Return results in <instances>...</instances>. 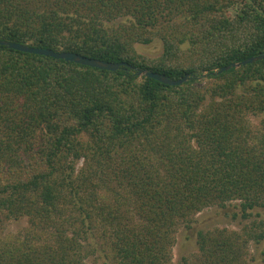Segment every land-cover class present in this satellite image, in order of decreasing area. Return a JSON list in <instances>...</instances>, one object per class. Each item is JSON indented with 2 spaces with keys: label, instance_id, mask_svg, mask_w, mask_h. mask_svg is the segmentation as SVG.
I'll list each match as a JSON object with an SVG mask.
<instances>
[{
  "label": "trees",
  "instance_id": "trees-1",
  "mask_svg": "<svg viewBox=\"0 0 264 264\" xmlns=\"http://www.w3.org/2000/svg\"><path fill=\"white\" fill-rule=\"evenodd\" d=\"M154 37L162 55L138 54ZM0 40L190 76L0 46V224L28 222L0 264H172L180 227L197 246L182 264L264 255L262 221L195 226L264 209V59L214 73L264 53V0H0Z\"/></svg>",
  "mask_w": 264,
  "mask_h": 264
},
{
  "label": "rangeland",
  "instance_id": "rangeland-1",
  "mask_svg": "<svg viewBox=\"0 0 264 264\" xmlns=\"http://www.w3.org/2000/svg\"><path fill=\"white\" fill-rule=\"evenodd\" d=\"M135 49L137 53L142 56L150 59H157L163 53V43L158 37H154L150 44H135ZM201 79L202 77L200 80ZM263 119L264 114L250 117V120L254 125H259ZM78 166H81V161L78 162ZM222 211L223 210L218 207H209L204 209L196 215V219L199 220V223L195 225L196 228L204 231L216 228H226L231 231H240L244 225H248L253 221H262L264 223V209L256 210L255 213L248 219H244L241 216L233 219L229 216L223 215ZM27 228L28 222L26 217L3 221L0 224V245L8 240L13 241L14 239L20 238L24 235ZM262 250V244H255L251 241L248 245L247 264H263L262 259L264 255H261ZM172 252V264H182L183 258H189L193 253L197 252L195 234H189L184 227H180L176 235V244L173 247ZM87 261L95 264L97 261V254H89Z\"/></svg>",
  "mask_w": 264,
  "mask_h": 264
},
{
  "label": "water",
  "instance_id": "water-1",
  "mask_svg": "<svg viewBox=\"0 0 264 264\" xmlns=\"http://www.w3.org/2000/svg\"><path fill=\"white\" fill-rule=\"evenodd\" d=\"M0 46H6L10 49L20 51V52L37 54L41 56H48L54 59H62L64 61L73 62L76 64H80V65H84V66H88L92 68H97V69H102V70H107V71H117L121 67L125 69L132 68L137 72L138 76H146L148 78L154 79L160 83L170 85V86L181 85L184 82H186L190 77L189 74H186L179 79H172L163 73L133 68L130 64L126 62H116L115 63V62H110V61H104L100 59L89 58V57H86V56H83V55H80L74 52H56L48 48L31 47L28 45H24V44L12 42V41H6V40H0ZM262 59H264V53H261L256 56L248 57L247 59H244L241 62L231 63L230 65H227V66H224L218 69L214 73H221L232 67H239L240 65L250 64V63L262 60Z\"/></svg>",
  "mask_w": 264,
  "mask_h": 264
}]
</instances>
